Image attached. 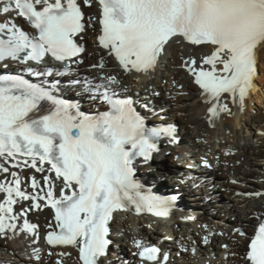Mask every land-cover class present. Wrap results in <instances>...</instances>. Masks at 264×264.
<instances>
[{
	"label": "snow or ice",
	"instance_id": "obj_1",
	"mask_svg": "<svg viewBox=\"0 0 264 264\" xmlns=\"http://www.w3.org/2000/svg\"><path fill=\"white\" fill-rule=\"evenodd\" d=\"M94 8L97 13L90 14ZM89 30L97 32V47L127 74L152 76L177 49L176 67L197 86L211 127L222 115H232L229 102L243 110L264 61V0H0V68L9 62L27 65L24 72L36 78L0 74V238L23 236L35 245L38 225L28 215L50 208L55 223L47 225L44 240L47 255L57 257L54 264L71 256L55 251L66 248L77 249L80 264H105L114 213L167 217L176 200L145 191L135 178L140 159L149 161L162 138L177 141L174 125L148 127L136 101L112 88L121 83L115 75H102L94 87L85 81L84 90L108 105L88 114L60 94L58 81L49 82L50 67L31 66L49 57L82 63L85 48L78 41ZM92 67L105 69L104 56ZM173 87L177 95L186 94L183 84L173 80ZM258 135L264 137V129ZM203 164L211 167L207 159ZM25 168L41 173L40 179L32 175L29 184ZM242 195L264 197V192ZM257 219L251 237L234 230L236 247L248 241L243 254L221 245L226 264L229 257L236 264H264V214ZM209 242L206 235L203 243ZM133 244L140 264L169 261L156 245L138 237ZM182 251L195 255L197 249ZM32 260L42 264L40 248L32 247Z\"/></svg>",
	"mask_w": 264,
	"mask_h": 264
},
{
	"label": "bare ground",
	"instance_id": "obj_2",
	"mask_svg": "<svg viewBox=\"0 0 264 264\" xmlns=\"http://www.w3.org/2000/svg\"><path fill=\"white\" fill-rule=\"evenodd\" d=\"M96 13L97 9L94 8L90 14ZM96 29L98 32L99 24L96 25ZM97 32L89 30L84 39L79 41L85 48L81 58L83 62L77 69L68 71L63 80L82 74L85 81L94 83V87L101 84L102 75L117 76L121 83L113 85L114 90L122 91L126 88L125 93H130L126 95L133 96L143 112L147 113L153 109L155 114L152 116V122L174 125L181 143L190 147L189 151L181 145L174 151L170 150L168 143H164L160 147V153L166 155L165 159L160 161L157 154L150 164L139 168L143 182L152 185L158 192L174 194L177 201L184 204L182 212L179 214L171 212L167 217L145 213L137 218L127 216L123 220L115 219L110 234L112 244L105 264H122L123 261H127L128 264H140L133 256V252L136 251L133 237L154 240L171 255L168 264H206L210 261L207 257L210 254V247L218 255V261L213 264H226L221 245L227 244L239 251L240 245L246 242L242 240L239 247L234 245L236 237L232 234V227L235 224L232 220L240 223L244 229H249L256 224L253 216L264 214V197L242 195L264 192V137L258 135L264 129V61L243 110L238 104L229 102L232 115H222L221 119L216 121L215 127H211L206 119L207 105L202 102L197 86L192 84L191 77L185 71L176 67L179 63L177 49L170 50L169 57L152 76L127 74L120 69L114 58L107 56L103 49L97 47ZM101 56H104L106 68L103 70L93 68L92 65L98 63ZM9 66L19 67L12 62ZM173 80L184 85L185 95H177ZM83 85L82 83L76 87L69 86L65 90L74 94L81 91ZM81 92L83 94H80L82 98L80 101H83L85 108L99 106L97 101H91L89 94ZM145 104L148 105L147 109L144 107ZM176 152L178 160L174 159ZM185 153H191L192 159L198 162L207 159L214 166V171L199 168L200 170L197 169L194 174L199 177L206 176V179L184 182L185 174L193 169L190 161L183 162ZM167 160H172L165 163L166 168L173 169L172 176L166 175L164 166L161 168ZM32 175L37 179L41 177V173H36L34 169H23L22 176L29 184ZM233 180L237 183H232ZM245 189L250 192L244 191ZM26 190L32 191L27 185ZM23 203L27 206V202ZM195 210H199L200 214ZM28 219L38 225V242L33 245L31 240L23 236L12 239L0 238V260H11L14 264H17L16 262L37 264L34 260L30 261V257L32 247H38L41 249L42 264H54L57 257L47 255L49 246L44 241V236L49 231L47 225L49 222L54 225L52 210L43 208L41 211L30 212ZM205 225L207 230L203 227ZM223 233H227L231 238L225 237ZM206 235L210 240L208 244L203 243ZM193 246L196 247L198 254L182 251V247L191 249ZM55 251L70 252L71 256L63 258L64 264H76L77 249ZM227 264H236L235 258L229 257Z\"/></svg>",
	"mask_w": 264,
	"mask_h": 264
},
{
	"label": "rangeland",
	"instance_id": "obj_3",
	"mask_svg": "<svg viewBox=\"0 0 264 264\" xmlns=\"http://www.w3.org/2000/svg\"><path fill=\"white\" fill-rule=\"evenodd\" d=\"M126 94H130V93H126ZM132 95V94H131ZM168 163V162H172V160H170V161H165L164 162V164L161 166V168L163 167V166H165L166 164L165 163ZM161 163V162H160ZM171 165H172V163H171ZM168 167V166H167ZM244 191H248V192H250L248 189H245ZM223 193H224V191H222ZM188 202V201H187ZM184 204L182 203V204H179V205H177L176 206V208H174V212L176 213V212H178V211H180V210H182L185 206H183ZM195 212H198L199 213V210L198 211H196L195 210ZM194 212V213H195ZM200 214V213H199ZM233 221V224H235V226H238V225H240V223H237L235 220H232ZM244 248H245V243H243V244H241L240 245V248H239V251L238 252H240V253H242V251L244 250Z\"/></svg>",
	"mask_w": 264,
	"mask_h": 264
},
{
	"label": "trees",
	"instance_id": "obj_4",
	"mask_svg": "<svg viewBox=\"0 0 264 264\" xmlns=\"http://www.w3.org/2000/svg\"><path fill=\"white\" fill-rule=\"evenodd\" d=\"M164 167H166V165Z\"/></svg>",
	"mask_w": 264,
	"mask_h": 264
}]
</instances>
